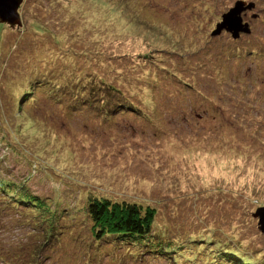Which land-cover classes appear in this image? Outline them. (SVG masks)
I'll return each instance as SVG.
<instances>
[{"label":"rangeland","instance_id":"rangeland-1","mask_svg":"<svg viewBox=\"0 0 264 264\" xmlns=\"http://www.w3.org/2000/svg\"><path fill=\"white\" fill-rule=\"evenodd\" d=\"M239 1L251 33L216 34ZM18 13L21 26L0 23V181L23 192H0V264H216L223 250L264 264V0H22ZM25 193L44 207H11ZM94 197L152 208L151 238L171 251L97 247Z\"/></svg>","mask_w":264,"mask_h":264},{"label":"trees","instance_id":"trees-1","mask_svg":"<svg viewBox=\"0 0 264 264\" xmlns=\"http://www.w3.org/2000/svg\"><path fill=\"white\" fill-rule=\"evenodd\" d=\"M238 38L232 39L237 40ZM125 109L131 111V104L126 106L124 103L121 112H125ZM22 189L23 188L16 187L10 182L5 183L4 181H0V192L4 193L3 196H6L10 200H13L15 197V199H17V192H23ZM89 199L86 205V212L89 222L92 225V239L95 241L97 247H101V244L109 238H111L110 243L112 248L117 250L126 247L127 251H129L128 248H130L131 245L134 244L133 249H135L137 247L135 245L140 244L143 246L142 250L138 249V253L130 255L134 258L142 255L141 257L143 258H141V261H143L144 255H157V257H160L171 251L172 246L169 245V241L159 237V235H163L164 232H160L159 235L155 234L158 236L159 240L158 238L155 240L151 238V234H153L152 224L154 221L152 208L143 207L136 203L111 202L108 199L96 197ZM15 203L16 204H13L11 207L19 205L20 203H31V205L35 207L43 206L41 200L27 193L20 195L19 200ZM54 235L55 234L50 231V234L47 238L45 237V240L50 239V237ZM101 249H103V247H101ZM238 254L236 251L223 250L222 256H220V262H216L215 259L214 261L216 264H249V262L242 259L240 257L241 255ZM212 262L213 261H211V263Z\"/></svg>","mask_w":264,"mask_h":264},{"label":"water","instance_id":"water-1","mask_svg":"<svg viewBox=\"0 0 264 264\" xmlns=\"http://www.w3.org/2000/svg\"><path fill=\"white\" fill-rule=\"evenodd\" d=\"M21 2L22 0H0V23L8 24L11 27L21 26L18 13ZM253 6V4L245 5L244 2H236L234 7L222 16L221 23L217 25L216 34L224 30L230 33L234 39L238 38L241 33L250 34L249 24L243 23L241 14ZM253 217L258 221L260 232L264 234V207L258 208Z\"/></svg>","mask_w":264,"mask_h":264}]
</instances>
